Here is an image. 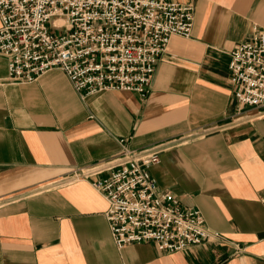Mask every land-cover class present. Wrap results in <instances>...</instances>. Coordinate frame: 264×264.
<instances>
[{"label": "crops", "instance_id": "crops-1", "mask_svg": "<svg viewBox=\"0 0 264 264\" xmlns=\"http://www.w3.org/2000/svg\"><path fill=\"white\" fill-rule=\"evenodd\" d=\"M174 1L194 5L192 35L171 39L146 98L82 96L57 68L11 83L0 55V264H264V106L240 105L229 71L232 49L264 30V0ZM120 139L157 150L159 187L226 241L119 248L106 198L76 172Z\"/></svg>", "mask_w": 264, "mask_h": 264}, {"label": "built area", "instance_id": "built-area-1", "mask_svg": "<svg viewBox=\"0 0 264 264\" xmlns=\"http://www.w3.org/2000/svg\"><path fill=\"white\" fill-rule=\"evenodd\" d=\"M195 7L174 0H0V55L7 80L33 83L62 70L82 96L122 90L146 98L157 62L174 36L190 38ZM229 71L242 106H264V30L230 53ZM77 170L107 200L115 244L153 242L178 252L226 237L211 230L196 206H183L151 173L154 149H132ZM237 252L243 248L236 245Z\"/></svg>", "mask_w": 264, "mask_h": 264}]
</instances>
